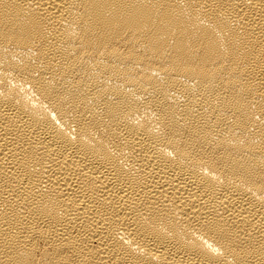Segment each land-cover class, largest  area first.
<instances>
[{
  "label": "bare ground",
  "instance_id": "1",
  "mask_svg": "<svg viewBox=\"0 0 264 264\" xmlns=\"http://www.w3.org/2000/svg\"><path fill=\"white\" fill-rule=\"evenodd\" d=\"M0 264H264V0H0Z\"/></svg>",
  "mask_w": 264,
  "mask_h": 264
}]
</instances>
